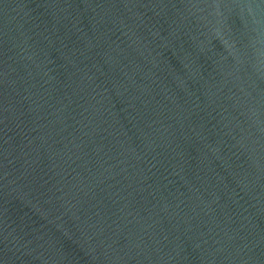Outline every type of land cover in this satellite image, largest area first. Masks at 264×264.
Segmentation results:
<instances>
[{
	"label": "water",
	"instance_id": "1",
	"mask_svg": "<svg viewBox=\"0 0 264 264\" xmlns=\"http://www.w3.org/2000/svg\"><path fill=\"white\" fill-rule=\"evenodd\" d=\"M0 264H264V0H0Z\"/></svg>",
	"mask_w": 264,
	"mask_h": 264
}]
</instances>
